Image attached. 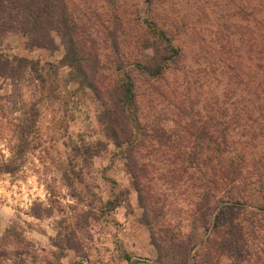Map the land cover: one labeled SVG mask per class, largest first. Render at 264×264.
<instances>
[{"label":"rangeland","instance_id":"obj_1","mask_svg":"<svg viewBox=\"0 0 264 264\" xmlns=\"http://www.w3.org/2000/svg\"><path fill=\"white\" fill-rule=\"evenodd\" d=\"M70 3L88 38L87 78L67 64L58 36L54 48L37 47L22 31H0V264H184L182 246L205 238L204 229L192 226L193 204L177 205L173 193L160 219L141 206L124 147L108 134L104 112L124 72L138 86V115L166 108L134 66L138 60L153 64L146 59L157 56L154 42L159 57L172 53L152 26L176 34L173 42L184 47L181 69H171L167 84L198 78L203 91L201 82L192 85L204 95L220 87L219 74L204 77L203 69L220 56L225 41L217 37L227 32L217 36L225 27L220 22L229 20L226 42L245 52L246 32L239 26L245 21L237 16L241 0ZM182 20L187 26L176 30ZM153 122L144 124L143 135Z\"/></svg>","mask_w":264,"mask_h":264},{"label":"trees","instance_id":"obj_2","mask_svg":"<svg viewBox=\"0 0 264 264\" xmlns=\"http://www.w3.org/2000/svg\"><path fill=\"white\" fill-rule=\"evenodd\" d=\"M237 10L245 21L239 25L246 32L245 52L226 42L229 20L220 22L225 27L217 36L227 29L217 37L225 41L219 44L220 56L203 69L204 77L219 74L220 87L204 95L192 85L201 82L203 91L198 78L186 85L167 84L171 69H181L184 47L173 42L176 34L152 26L172 53L159 57L154 42L151 47L157 56L146 59H154L153 64L138 60L134 66L166 108L155 117L138 115V86L124 72L117 78L112 107L104 112L108 134L124 147L141 206L160 219L168 214L173 193L177 205L178 200L193 204L192 226L204 229L205 238L191 241L189 248L182 246L184 264H264V0H241ZM78 23L70 0H0V31H22L37 47L54 48L58 36L66 48L67 64L77 66L87 78L83 63L89 60L84 56L88 38ZM174 25L177 30L187 23ZM88 85L97 91L89 78ZM152 118L151 132L143 135L144 124L149 126ZM156 181L167 190L154 187ZM146 221L151 224L149 218Z\"/></svg>","mask_w":264,"mask_h":264}]
</instances>
